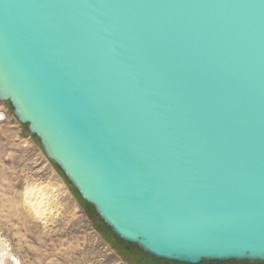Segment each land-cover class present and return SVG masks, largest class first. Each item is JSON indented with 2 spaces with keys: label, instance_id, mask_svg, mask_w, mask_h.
I'll list each match as a JSON object with an SVG mask.
<instances>
[{
  "label": "water",
  "instance_id": "1",
  "mask_svg": "<svg viewBox=\"0 0 264 264\" xmlns=\"http://www.w3.org/2000/svg\"><path fill=\"white\" fill-rule=\"evenodd\" d=\"M0 100L122 239L264 261V0H0Z\"/></svg>",
  "mask_w": 264,
  "mask_h": 264
},
{
  "label": "rangeland",
  "instance_id": "2",
  "mask_svg": "<svg viewBox=\"0 0 264 264\" xmlns=\"http://www.w3.org/2000/svg\"><path fill=\"white\" fill-rule=\"evenodd\" d=\"M0 113V264H133L9 101ZM34 188L46 197L40 208L27 196Z\"/></svg>",
  "mask_w": 264,
  "mask_h": 264
},
{
  "label": "trees",
  "instance_id": "3",
  "mask_svg": "<svg viewBox=\"0 0 264 264\" xmlns=\"http://www.w3.org/2000/svg\"><path fill=\"white\" fill-rule=\"evenodd\" d=\"M28 132L31 133L29 131V129H28ZM32 135L37 137V135H35V134H32ZM101 222H103V224L107 228H109L110 231L113 232L117 238H113L111 236L110 232L109 233L106 232L107 237H109V239L112 241V243L116 246V248L118 249L120 254L133 264H187V263H181V262L169 261V260L157 258V257L145 252L138 245L122 239L120 236H118L112 230V228L108 224L105 223V221L103 219H101ZM200 264H264V262L249 261V260H243V261H239V260H225V261L203 260Z\"/></svg>",
  "mask_w": 264,
  "mask_h": 264
},
{
  "label": "bare ground",
  "instance_id": "4",
  "mask_svg": "<svg viewBox=\"0 0 264 264\" xmlns=\"http://www.w3.org/2000/svg\"><path fill=\"white\" fill-rule=\"evenodd\" d=\"M40 189H38V188L37 189H35V188L30 189L27 193L28 198L32 202L31 204H33L36 208H40L42 206V204H44V199L46 198V197L44 198V193ZM45 196H47V195H45ZM47 198H49V197H47ZM47 202H48V200H47Z\"/></svg>",
  "mask_w": 264,
  "mask_h": 264
},
{
  "label": "built area",
  "instance_id": "5",
  "mask_svg": "<svg viewBox=\"0 0 264 264\" xmlns=\"http://www.w3.org/2000/svg\"><path fill=\"white\" fill-rule=\"evenodd\" d=\"M2 115V113H0V116Z\"/></svg>",
  "mask_w": 264,
  "mask_h": 264
},
{
  "label": "flooded vegetation",
  "instance_id": "6",
  "mask_svg": "<svg viewBox=\"0 0 264 264\" xmlns=\"http://www.w3.org/2000/svg\"><path fill=\"white\" fill-rule=\"evenodd\" d=\"M259 262H264V261H259Z\"/></svg>",
  "mask_w": 264,
  "mask_h": 264
}]
</instances>
